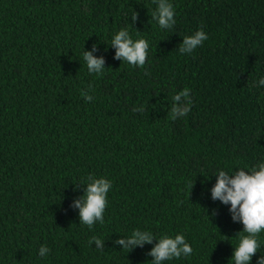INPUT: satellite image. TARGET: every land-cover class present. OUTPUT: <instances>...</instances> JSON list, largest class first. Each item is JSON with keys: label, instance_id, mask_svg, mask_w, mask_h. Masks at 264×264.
Segmentation results:
<instances>
[{"label": "trees", "instance_id": "16d2710c", "mask_svg": "<svg viewBox=\"0 0 264 264\" xmlns=\"http://www.w3.org/2000/svg\"><path fill=\"white\" fill-rule=\"evenodd\" d=\"M169 2L176 23L161 29L153 0H0V264H152L177 234L193 252L163 264H234L244 226L211 189L220 170L264 162V0ZM122 28L149 42L143 67L115 58ZM185 87L191 111L173 120ZM89 176L112 184L92 229L75 206ZM136 229L154 239L128 252L116 241Z\"/></svg>", "mask_w": 264, "mask_h": 264}, {"label": "clouds", "instance_id": "9594fccd", "mask_svg": "<svg viewBox=\"0 0 264 264\" xmlns=\"http://www.w3.org/2000/svg\"><path fill=\"white\" fill-rule=\"evenodd\" d=\"M157 4L156 10L152 13L161 29H170L176 23L175 10L169 0H153ZM137 14L132 15V20L137 19ZM208 36L201 28L193 35L185 36L179 46L180 54L192 53L200 46ZM115 47V58L126 61L129 65L143 67L148 59L149 42L145 38L133 40L127 29L119 30L110 43ZM95 45L93 48L95 49ZM83 59L86 61L89 73L102 75L104 72V58L95 57L92 52L85 51ZM261 84H264V77H261ZM91 87V85L89 86ZM86 101L93 100V96L87 92L81 93ZM184 97L187 103L181 107L178 102ZM173 106L171 117L175 120L177 117H183L191 111L192 100L190 99V90L185 87L182 91L172 97ZM135 111V109H133ZM86 190L80 199L75 201V206L80 209V223L87 225L92 229L93 225L99 221L104 223V211L107 207V195L112 186L111 181L104 177L96 178L89 176ZM212 199L219 200L224 204H230L233 221H239L243 224V230L240 231L238 246L234 247L231 258L234 264H250L252 257L258 252L261 243L258 239L261 232H264V162L258 163L251 171L243 168L229 174L220 170L217 175L216 183L211 189ZM243 233H246L244 235ZM154 239L152 233L133 230L130 237L119 239L116 242L123 245V249L128 252L147 242L151 243ZM95 241L97 248L103 249V240L93 236L89 243ZM50 249L42 245L39 249V256L45 257ZM191 245L186 242L184 235L177 234L174 238L164 235L148 253L152 259V264H163L164 261H170L173 258L179 259L182 256L188 257L192 254ZM257 264H264V256L258 258Z\"/></svg>", "mask_w": 264, "mask_h": 264}]
</instances>
